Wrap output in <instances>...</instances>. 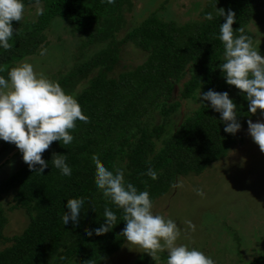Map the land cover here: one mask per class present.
Instances as JSON below:
<instances>
[{"label": "trees", "instance_id": "trees-1", "mask_svg": "<svg viewBox=\"0 0 264 264\" xmlns=\"http://www.w3.org/2000/svg\"><path fill=\"white\" fill-rule=\"evenodd\" d=\"M152 1L147 0V5ZM208 1L198 21L177 25L154 11L128 29L124 13L132 9V0H115L114 4L106 0H23V17L12 22L10 43L14 47L0 49V75L7 78V71L24 58L63 39V31L74 39H85H77L79 49L73 53L77 61L84 60L85 50L80 46L92 45L97 51L73 72L52 79L76 98L87 123L76 121L70 144L52 142L42 154L49 163L43 173L30 171L24 163L0 182V244L4 247L0 264H104L120 252L126 242L121 235L122 212L96 189L91 157L98 155L109 170L124 169L125 179L138 191H148L153 204L169 193L178 177L200 176L242 139L226 134L219 113L198 103L199 88L201 92L227 91L237 105L240 129L262 115L260 110L248 113L243 95L222 78L218 64L224 62L223 45L218 36L223 19L215 7L225 13L231 9L236 21L233 30L243 29V34L252 37L247 27L261 22L264 0ZM206 12L213 13L212 21L203 19ZM51 33L57 37L48 43ZM126 45L139 50L142 58L116 75L113 71L123 61ZM261 46H255L260 53L264 42ZM86 79L87 83L80 84ZM53 154L66 155L70 176L52 166ZM19 155L17 151L14 157ZM149 167L157 173L155 180L147 175ZM6 197L11 198V210H23L29 219L18 236L4 235L8 219L2 200ZM71 198L86 201L78 226L71 221L61 223L68 211L64 205ZM105 207L116 213L117 225L100 236L86 235L103 223ZM161 253L156 262L166 264L167 255ZM144 259L137 264H150ZM263 263L264 254L249 264Z\"/></svg>", "mask_w": 264, "mask_h": 264}, {"label": "clouds", "instance_id": "clouds-1", "mask_svg": "<svg viewBox=\"0 0 264 264\" xmlns=\"http://www.w3.org/2000/svg\"><path fill=\"white\" fill-rule=\"evenodd\" d=\"M114 4L115 0H106ZM23 0H0V49L11 50L10 43L14 36L12 22H19L24 12ZM222 17L219 24V40L223 45V63L218 64L219 71L226 85L234 86L247 101L248 113L258 110L264 115V56L252 46L251 38L243 34V29L233 30L235 13L228 9H217ZM203 19L212 21V12H206ZM239 31L241 34L236 35ZM46 49L41 50L44 55ZM2 70V69H0ZM198 100L205 107L219 113L220 122L224 124L226 134L235 135L241 128L236 114L237 105L227 91L217 92L213 89L201 92ZM87 123L88 117L82 114L76 98L65 92L56 81L50 80L43 73L37 74L33 65L21 61L7 71V78L0 75V141L13 144L21 155L22 162L30 171L43 173L49 167L42 154L52 142L67 145L73 141L70 130L76 121ZM247 132L261 153H264V123L246 121ZM66 155L53 154L52 166L63 176H70L72 169L66 162ZM95 187L104 198L122 212L124 228L121 235L127 243L143 249L152 258L159 252L167 251L166 264H215V261L195 247L178 244L180 230L175 220L165 219L154 214L153 203L148 191H138L137 187L125 179L122 168L109 170L93 154ZM147 175L155 180L157 173L151 167ZM197 194H201L199 189ZM84 198H71L66 201L61 216L62 225L69 221L73 226L79 225ZM117 215L109 207L103 210V223L89 230L86 235L100 236L117 225Z\"/></svg>", "mask_w": 264, "mask_h": 264}, {"label": "rangeland", "instance_id": "rangeland-1", "mask_svg": "<svg viewBox=\"0 0 264 264\" xmlns=\"http://www.w3.org/2000/svg\"><path fill=\"white\" fill-rule=\"evenodd\" d=\"M132 1V9L124 13V26H128V29L140 24L154 11L165 21H175L177 25L198 21L209 2L154 0L147 5V0ZM247 31L252 36V46H261L264 42V17L259 24L250 23ZM51 34L53 38L48 37V43L56 40L57 36ZM62 36L63 39L57 38L58 42L45 48L44 55L38 49L22 61L30 62L37 74L43 73L52 80L57 79L58 75L73 72L75 67L88 61L97 51L92 45H86L88 48L80 46L85 50L84 60L77 61L78 57L75 58L73 53H77L80 44L76 45V42L80 39H74L65 31ZM260 49L263 50V46ZM260 54L264 56V52ZM139 57L142 58L139 50L126 45L122 53L123 61L113 73L118 75L124 71V66H134L132 62ZM87 80L80 84L87 83ZM252 121L264 123V116L258 115ZM235 137L242 140L237 141L225 157L211 164L200 176L178 177L169 193L155 201L152 208L154 214L175 220L180 230L178 244L198 248L210 256L215 264H249L264 254V153L251 140L247 126L240 129ZM17 151L13 144L0 141V182L7 180L24 164L20 155L14 157ZM197 189L201 194H197ZM2 201L8 219L4 235L18 236L28 225L29 219L23 210L10 209V197ZM3 248L0 244V250ZM143 251L126 241L122 250L104 264H137L144 256L148 263L159 264L156 260L161 252L152 258ZM164 253L167 255L166 250L161 254Z\"/></svg>", "mask_w": 264, "mask_h": 264}, {"label": "water", "instance_id": "water-1", "mask_svg": "<svg viewBox=\"0 0 264 264\" xmlns=\"http://www.w3.org/2000/svg\"><path fill=\"white\" fill-rule=\"evenodd\" d=\"M177 91L175 90V93H176Z\"/></svg>", "mask_w": 264, "mask_h": 264}]
</instances>
